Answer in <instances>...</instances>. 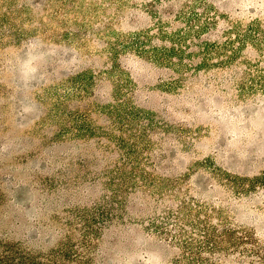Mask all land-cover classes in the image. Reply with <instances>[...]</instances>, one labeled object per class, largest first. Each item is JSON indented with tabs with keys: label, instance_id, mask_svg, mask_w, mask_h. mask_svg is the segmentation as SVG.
I'll return each mask as SVG.
<instances>
[{
	"label": "rangeland",
	"instance_id": "374dc122",
	"mask_svg": "<svg viewBox=\"0 0 264 264\" xmlns=\"http://www.w3.org/2000/svg\"><path fill=\"white\" fill-rule=\"evenodd\" d=\"M0 264H264V0H0Z\"/></svg>",
	"mask_w": 264,
	"mask_h": 264
},
{
	"label": "trees",
	"instance_id": "16d2710c",
	"mask_svg": "<svg viewBox=\"0 0 264 264\" xmlns=\"http://www.w3.org/2000/svg\"><path fill=\"white\" fill-rule=\"evenodd\" d=\"M193 22V21H192ZM192 24V23H191ZM191 28H193L191 26ZM194 36H196L194 34ZM154 54L153 56H155V58L158 56L156 55L155 51H154ZM158 58H161V57H158ZM162 60H167L166 57H163ZM174 64L175 66H177L176 63H172ZM204 226V225H203ZM204 228H206V231H207V238L205 240H199L197 241V246H199V251L201 252L202 250H206V249H209L210 251L211 250H218L220 251V245H219V241H218V237L216 236H212L211 237V233H210V226H204ZM178 230L180 231L178 235L175 236V238H177V240H179V244H181L182 246H184L185 248L187 249H190L192 246H194L195 244V241H190V240H187L186 239V235H185V229L182 228L181 226H178ZM226 235H228V237L232 240V237H230V234L229 232L227 231L226 232ZM201 260H204V259H201Z\"/></svg>",
	"mask_w": 264,
	"mask_h": 264
}]
</instances>
